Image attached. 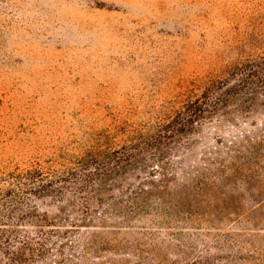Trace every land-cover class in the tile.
I'll use <instances>...</instances> for the list:
<instances>
[{"label":"rangeland","instance_id":"1","mask_svg":"<svg viewBox=\"0 0 264 264\" xmlns=\"http://www.w3.org/2000/svg\"><path fill=\"white\" fill-rule=\"evenodd\" d=\"M261 55L264 0H0V173L35 164L59 170L106 133L113 147L121 145L198 96L208 80ZM235 124L227 132L212 118L188 135L191 152L174 155H185L191 178L176 170L180 182L165 188L132 182L151 191L148 201L176 205L179 217L170 211L75 228L56 222L59 236L34 264L205 257L248 264L237 257L248 242L264 241V111ZM246 141L262 145L257 158L245 153ZM225 146L253 159L247 170L226 161L215 178L218 166L205 162L229 159ZM201 173L209 179L190 180ZM51 204L38 201V211L59 216Z\"/></svg>","mask_w":264,"mask_h":264},{"label":"trees","instance_id":"2","mask_svg":"<svg viewBox=\"0 0 264 264\" xmlns=\"http://www.w3.org/2000/svg\"><path fill=\"white\" fill-rule=\"evenodd\" d=\"M263 111L264 55H261L235 64L223 76L208 80L198 96L181 103L165 120H157L147 129L132 131L121 145L113 147V140L106 133L92 140L80 154L66 158L68 165L59 170L35 164L0 173V264H34L42 259L49 252L47 246L53 244V235L59 236L60 232L53 230L56 222L75 228L77 223L107 219L130 222L139 216L162 213L167 217L170 211L179 217L178 213L182 212L174 209L176 205L148 201L151 191L132 182H158V187L165 188L167 182H180L175 178L176 170L183 181L191 178V172L184 168L187 160L182 156L185 155H174L183 150L186 155L191 152L195 143L189 141L190 133L212 118L226 123L227 132L232 133L231 129L238 127L236 119ZM240 135L244 137L241 131ZM246 143L245 153L257 158L262 145ZM225 147L229 159L217 157L205 162L218 166L212 173L215 178L228 169L226 161L229 168L236 164L247 170L249 159H253L238 155L241 152L236 148ZM174 157L180 161L174 162ZM208 179L201 173L190 180ZM114 191L116 195L112 194ZM43 200L56 205L60 215L40 213L37 202ZM240 240L231 244H240ZM224 242V247L230 249V244ZM247 245L249 250L244 257H237L238 260L264 264V241L254 239ZM65 262L72 264L69 260ZM186 264L231 263L228 258L205 257Z\"/></svg>","mask_w":264,"mask_h":264}]
</instances>
